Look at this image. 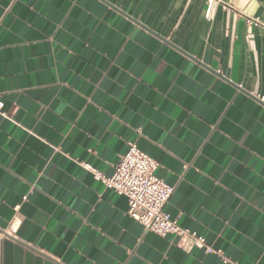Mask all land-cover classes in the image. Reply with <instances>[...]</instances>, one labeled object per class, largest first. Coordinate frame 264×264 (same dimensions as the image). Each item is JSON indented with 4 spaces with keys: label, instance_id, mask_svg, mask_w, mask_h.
Wrapping results in <instances>:
<instances>
[{
    "label": "crops",
    "instance_id": "1",
    "mask_svg": "<svg viewBox=\"0 0 264 264\" xmlns=\"http://www.w3.org/2000/svg\"><path fill=\"white\" fill-rule=\"evenodd\" d=\"M212 1L0 0L3 264H264V0ZM130 141L228 262L82 165L111 175Z\"/></svg>",
    "mask_w": 264,
    "mask_h": 264
},
{
    "label": "built area",
    "instance_id": "2",
    "mask_svg": "<svg viewBox=\"0 0 264 264\" xmlns=\"http://www.w3.org/2000/svg\"><path fill=\"white\" fill-rule=\"evenodd\" d=\"M210 0V7L212 5ZM249 23L262 25L260 17L250 18ZM264 102V96L258 95ZM4 101L0 97V113L3 111ZM141 133V128L138 129ZM82 165L90 170L94 178L101 182L106 188H111L119 194L125 195L128 199V214L140 223L145 231H152L162 236L174 235L179 237L180 246L185 251L194 247L205 248L219 254L224 262L229 259L221 250H214L207 242L205 236L196 231L183 227L178 220L173 218L166 210L175 187L163 180L157 174L159 162L144 152L136 141L128 143L127 151L121 156L114 166V172L106 175L89 163ZM3 234L0 233V264L2 262Z\"/></svg>",
    "mask_w": 264,
    "mask_h": 264
},
{
    "label": "water",
    "instance_id": "3",
    "mask_svg": "<svg viewBox=\"0 0 264 264\" xmlns=\"http://www.w3.org/2000/svg\"><path fill=\"white\" fill-rule=\"evenodd\" d=\"M7 238H9V241L8 240H5L4 243L5 245H8V249H12V246H10L12 243L11 241L14 240L16 241L17 243H19L18 245H16L13 249H15V253L18 257V260H21L23 257H25L26 261L29 262L30 260L34 259L35 256L33 255L32 252H30L29 250H26L25 247L26 246H22L23 244L20 243L19 241L15 240L14 238H12V236L8 235L7 234ZM34 251V250H32ZM37 259V261L39 260L38 258H35Z\"/></svg>",
    "mask_w": 264,
    "mask_h": 264
}]
</instances>
